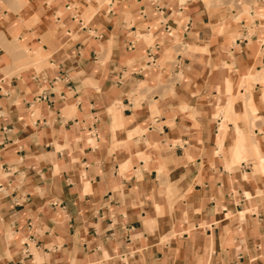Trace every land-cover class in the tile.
Segmentation results:
<instances>
[{
	"label": "crops",
	"instance_id": "0c3cea01",
	"mask_svg": "<svg viewBox=\"0 0 264 264\" xmlns=\"http://www.w3.org/2000/svg\"><path fill=\"white\" fill-rule=\"evenodd\" d=\"M246 1L0 4V264H264Z\"/></svg>",
	"mask_w": 264,
	"mask_h": 264
},
{
	"label": "rangeland",
	"instance_id": "374dc122",
	"mask_svg": "<svg viewBox=\"0 0 264 264\" xmlns=\"http://www.w3.org/2000/svg\"><path fill=\"white\" fill-rule=\"evenodd\" d=\"M14 3L15 0H0V4L3 5L4 2ZM207 1V0H206ZM230 8H236L237 12H240L241 9L247 10V1L246 0H228ZM240 8V9H239Z\"/></svg>",
	"mask_w": 264,
	"mask_h": 264
},
{
	"label": "bare ground",
	"instance_id": "6f19581e",
	"mask_svg": "<svg viewBox=\"0 0 264 264\" xmlns=\"http://www.w3.org/2000/svg\"><path fill=\"white\" fill-rule=\"evenodd\" d=\"M19 6V5H18Z\"/></svg>",
	"mask_w": 264,
	"mask_h": 264
}]
</instances>
